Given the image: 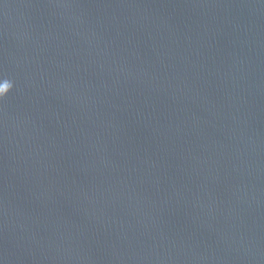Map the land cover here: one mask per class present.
<instances>
[{
  "label": "water",
  "instance_id": "obj_1",
  "mask_svg": "<svg viewBox=\"0 0 264 264\" xmlns=\"http://www.w3.org/2000/svg\"><path fill=\"white\" fill-rule=\"evenodd\" d=\"M0 264H264V0H0Z\"/></svg>",
  "mask_w": 264,
  "mask_h": 264
},
{
  "label": "clouds",
  "instance_id": "obj_2",
  "mask_svg": "<svg viewBox=\"0 0 264 264\" xmlns=\"http://www.w3.org/2000/svg\"><path fill=\"white\" fill-rule=\"evenodd\" d=\"M12 89V84L9 81L0 83V100L7 96Z\"/></svg>",
  "mask_w": 264,
  "mask_h": 264
}]
</instances>
